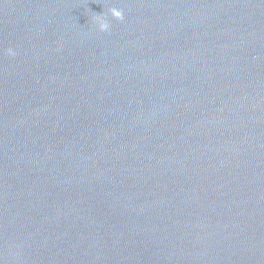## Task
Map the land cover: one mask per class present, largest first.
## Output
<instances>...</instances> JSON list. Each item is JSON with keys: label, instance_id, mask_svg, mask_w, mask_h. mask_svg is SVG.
<instances>
[{"label": "water", "instance_id": "obj_1", "mask_svg": "<svg viewBox=\"0 0 264 264\" xmlns=\"http://www.w3.org/2000/svg\"><path fill=\"white\" fill-rule=\"evenodd\" d=\"M0 260L264 264V0H0Z\"/></svg>", "mask_w": 264, "mask_h": 264}, {"label": "clouds", "instance_id": "obj_2", "mask_svg": "<svg viewBox=\"0 0 264 264\" xmlns=\"http://www.w3.org/2000/svg\"><path fill=\"white\" fill-rule=\"evenodd\" d=\"M111 15V17L115 18L116 20H123L124 19V13L120 8L117 7H110L108 8L107 13L102 14H94L92 17L93 22L98 27L99 31L101 32H107L110 29V23L107 19L108 15ZM8 56H15L16 52L12 48H8L6 50ZM255 59V57H254ZM0 264H3V260H0Z\"/></svg>", "mask_w": 264, "mask_h": 264}]
</instances>
